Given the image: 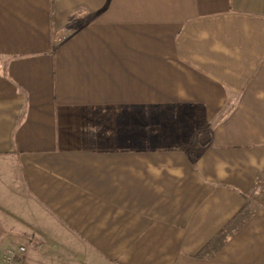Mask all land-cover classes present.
Returning a JSON list of instances; mask_svg holds the SVG:
<instances>
[{"label": "crops", "instance_id": "0c3cea01", "mask_svg": "<svg viewBox=\"0 0 264 264\" xmlns=\"http://www.w3.org/2000/svg\"><path fill=\"white\" fill-rule=\"evenodd\" d=\"M0 264H264V0H0Z\"/></svg>", "mask_w": 264, "mask_h": 264}, {"label": "trees", "instance_id": "16d2710c", "mask_svg": "<svg viewBox=\"0 0 264 264\" xmlns=\"http://www.w3.org/2000/svg\"><path fill=\"white\" fill-rule=\"evenodd\" d=\"M243 216V213L237 214L230 221V223L209 243L208 248L212 245L214 246L215 244H217V246L222 244L236 230V228L239 227Z\"/></svg>", "mask_w": 264, "mask_h": 264}, {"label": "built area", "instance_id": "2783aa9c", "mask_svg": "<svg viewBox=\"0 0 264 264\" xmlns=\"http://www.w3.org/2000/svg\"><path fill=\"white\" fill-rule=\"evenodd\" d=\"M25 252V249L23 247H19L17 251H7L4 254V261L7 263H11L15 257H17L19 254H23Z\"/></svg>", "mask_w": 264, "mask_h": 264}, {"label": "rangeland", "instance_id": "374dc122", "mask_svg": "<svg viewBox=\"0 0 264 264\" xmlns=\"http://www.w3.org/2000/svg\"><path fill=\"white\" fill-rule=\"evenodd\" d=\"M16 259H18V260H19V257H15L13 260H16Z\"/></svg>", "mask_w": 264, "mask_h": 264}]
</instances>
